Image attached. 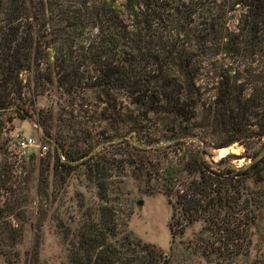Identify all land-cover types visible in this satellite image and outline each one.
I'll use <instances>...</instances> for the list:
<instances>
[{
    "label": "trees",
    "instance_id": "obj_1",
    "mask_svg": "<svg viewBox=\"0 0 264 264\" xmlns=\"http://www.w3.org/2000/svg\"><path fill=\"white\" fill-rule=\"evenodd\" d=\"M217 1L0 0V264H48L41 258L45 215L33 221L25 256L20 249L31 170L10 150L12 137L3 136L16 118L33 113L48 147L29 156L38 166L37 188L51 185L60 194L78 175L94 189L56 215L65 246L60 264H177L180 249L224 264L254 253L251 264H264V155L257 157L264 74L252 67L264 57V0H231L241 7L235 33L226 27L227 3ZM197 6L203 13L195 24ZM208 28L225 40V53L240 49V72L217 75L206 103L191 46L204 45ZM243 72L250 79L243 81ZM212 125L236 133L256 125L253 161L230 168L208 160L204 148L185 146ZM111 146L120 157L108 153ZM18 167L25 178L15 174ZM132 186L166 196L168 252L129 228Z\"/></svg>",
    "mask_w": 264,
    "mask_h": 264
},
{
    "label": "rangeland",
    "instance_id": "obj_2",
    "mask_svg": "<svg viewBox=\"0 0 264 264\" xmlns=\"http://www.w3.org/2000/svg\"><path fill=\"white\" fill-rule=\"evenodd\" d=\"M224 1L227 3L225 5V20L227 30L228 32L235 33L239 31L238 22L240 21L241 13L240 4L235 5L231 0H218L217 2L222 3ZM195 8L196 13L193 15V20L196 24L202 19L203 10L198 6ZM199 30L197 33H199ZM209 32H211L210 28L201 33L207 38V41L204 43V45H199V43H196V45L193 44V46H191L193 52L197 54L196 62L197 66L199 67L197 81L203 87L204 93L202 95V101L206 103L213 101V95L216 92L218 79L217 75L223 73L230 67H233L235 71L240 72V49L239 51L235 49L233 54L225 53V44H223L225 40L219 37L214 38L213 31L210 34ZM238 40L240 41V38ZM261 60L262 62H259V67L257 66V63L252 64V67H255L253 72L262 71L264 74V57H262ZM241 68H243V66ZM23 76L27 78L29 74L24 73ZM246 78L250 79V76H248L246 72H243V81H245ZM247 93H249V90H247ZM88 94H90V91L87 92V95ZM25 96L27 98H32L30 88L25 90ZM57 96L58 93L53 96V99L57 100ZM81 96L82 93L80 94V97ZM37 98L38 102L42 105L46 103L42 96H38ZM87 101H90V99ZM121 102L123 104H128L127 98L123 95L121 96ZM36 116V113H33L32 119L16 118L13 123L8 126L10 128L5 130L3 133V136L8 134L12 137L9 141L10 150H12L13 153L22 155L23 158H20V164L24 162L27 168L31 170V179L29 182L31 190L29 199L25 206L26 219L28 220L23 223V227L25 228V236L23 242L20 245V249L25 253V256L34 242L35 227L32 226L33 221H37L40 215H45L46 219L44 220L43 225L45 236L41 247V258L48 264H60V261L65 255V246L63 245L62 241V233L60 234L59 232L61 229L57 227L56 215L64 211L66 208H76V199H79L84 194L88 197L93 196L94 189L92 188L91 183L87 184L89 186H86L87 182L83 176L78 177V175H73L69 179L67 186L61 191L60 194H55L51 185L48 187H41L40 189L37 188L38 166L29 159V156L32 154V152L37 153V148L30 147L25 149V151H21L18 149L15 140L16 134L21 133L33 135L36 138H40L41 141L44 142L39 127L36 124ZM78 120L85 122L86 118L80 117ZM93 126L95 127L96 131L100 129L98 124H93ZM247 128L242 133H240V131L236 133L232 131H219L218 126L215 127V125H212V127L210 126L205 128L200 132L203 138L194 140L193 146L190 144H185V146L188 148L206 149L209 154L207 157L208 160L211 159L214 163H217L220 159H223L222 162L224 166L226 165L230 168L240 167V169H244V167L253 161L252 157L249 156L252 152V149L249 147L254 143L252 131L258 130L256 125L248 128L250 130ZM64 133L68 135L67 130H65ZM231 137L237 138V140L231 145L220 148L212 147L213 145H217L218 143H221ZM204 141H209L211 146L205 144ZM261 141H264V138L261 139ZM121 148H123V146H121ZM223 148H225L226 151L222 152L221 149ZM115 149L116 147L111 146L108 147L107 151L110 155L114 154L116 157H120V154L114 153ZM260 155H264V147L257 157ZM233 173L235 172H228L226 173V176H232L234 175ZM15 174L20 175L21 178L25 176V172H22L21 167H18ZM20 185L25 187L26 183L23 182ZM126 201H128V206L130 209H132L129 217V228L142 241L154 243L163 251L168 252L170 247V231L168 227V221L171 215V206L168 203L166 196L162 193H159L158 191L155 194H146L137 189L136 186H132V191L127 195ZM194 228H198V225ZM253 254L254 253H251L245 260L239 258L232 264H251ZM178 258L179 261L177 264H224L222 262H218L217 260H205L203 258L194 259V257H190L184 250L181 249L178 251Z\"/></svg>",
    "mask_w": 264,
    "mask_h": 264
},
{
    "label": "built area",
    "instance_id": "obj_3",
    "mask_svg": "<svg viewBox=\"0 0 264 264\" xmlns=\"http://www.w3.org/2000/svg\"><path fill=\"white\" fill-rule=\"evenodd\" d=\"M15 140L18 149L21 151H25V149L30 147H36L38 155H43L48 149L47 145L40 138H36L33 135L17 133Z\"/></svg>",
    "mask_w": 264,
    "mask_h": 264
},
{
    "label": "bare ground",
    "instance_id": "obj_4",
    "mask_svg": "<svg viewBox=\"0 0 264 264\" xmlns=\"http://www.w3.org/2000/svg\"><path fill=\"white\" fill-rule=\"evenodd\" d=\"M221 151H222V152H224V151H226V149H225V148H223V149H221Z\"/></svg>",
    "mask_w": 264,
    "mask_h": 264
},
{
    "label": "water",
    "instance_id": "obj_5",
    "mask_svg": "<svg viewBox=\"0 0 264 264\" xmlns=\"http://www.w3.org/2000/svg\"><path fill=\"white\" fill-rule=\"evenodd\" d=\"M228 180H230V178H228Z\"/></svg>",
    "mask_w": 264,
    "mask_h": 264
}]
</instances>
